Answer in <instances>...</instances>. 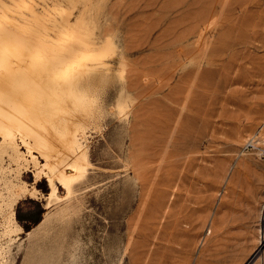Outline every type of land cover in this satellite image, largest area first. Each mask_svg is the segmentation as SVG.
<instances>
[{
  "label": "rangeland",
  "instance_id": "obj_1",
  "mask_svg": "<svg viewBox=\"0 0 264 264\" xmlns=\"http://www.w3.org/2000/svg\"><path fill=\"white\" fill-rule=\"evenodd\" d=\"M76 1L71 19L117 45L98 88L108 104L122 90L125 114L89 136L112 175L95 174L65 220L43 178L1 264H264L263 0Z\"/></svg>",
  "mask_w": 264,
  "mask_h": 264
},
{
  "label": "bare ground",
  "instance_id": "obj_2",
  "mask_svg": "<svg viewBox=\"0 0 264 264\" xmlns=\"http://www.w3.org/2000/svg\"><path fill=\"white\" fill-rule=\"evenodd\" d=\"M255 1L258 7L264 4ZM69 3L76 5L74 0ZM70 7L61 0H0V264L13 235L22 231L16 206L40 194L37 186L43 178L49 187L46 207L53 200L63 201L58 206L63 207L58 211L63 219L78 211L80 193L93 184L95 174L112 175L110 167L91 161L89 136L92 132L103 135L102 121L112 110L119 117L125 114L127 100L122 90L108 104L98 88L111 80L114 67L106 57L117 54V45L110 35L97 42L96 28L83 15L72 20ZM258 10L262 15L263 9ZM28 171L34 177L30 183L24 178Z\"/></svg>",
  "mask_w": 264,
  "mask_h": 264
},
{
  "label": "built area",
  "instance_id": "obj_3",
  "mask_svg": "<svg viewBox=\"0 0 264 264\" xmlns=\"http://www.w3.org/2000/svg\"><path fill=\"white\" fill-rule=\"evenodd\" d=\"M253 140H251V143H252Z\"/></svg>",
  "mask_w": 264,
  "mask_h": 264
}]
</instances>
